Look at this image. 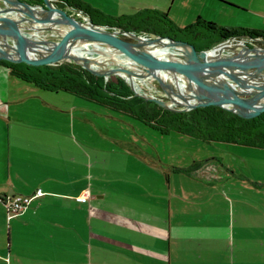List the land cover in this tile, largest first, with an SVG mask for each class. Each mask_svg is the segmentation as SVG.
Segmentation results:
<instances>
[{
	"label": "crops",
	"instance_id": "0c3cea01",
	"mask_svg": "<svg viewBox=\"0 0 264 264\" xmlns=\"http://www.w3.org/2000/svg\"><path fill=\"white\" fill-rule=\"evenodd\" d=\"M83 1L264 31V0ZM195 138L0 62V264H264V147ZM39 187L8 217L5 196Z\"/></svg>",
	"mask_w": 264,
	"mask_h": 264
},
{
	"label": "water",
	"instance_id": "95a60500",
	"mask_svg": "<svg viewBox=\"0 0 264 264\" xmlns=\"http://www.w3.org/2000/svg\"><path fill=\"white\" fill-rule=\"evenodd\" d=\"M77 13L83 12L55 0H0V62L73 59L94 73L127 77L134 95L165 108L216 104L245 117L264 111L263 35L241 32L198 48L185 38L140 33ZM240 47L253 58L234 60Z\"/></svg>",
	"mask_w": 264,
	"mask_h": 264
},
{
	"label": "trees",
	"instance_id": "16d2710c",
	"mask_svg": "<svg viewBox=\"0 0 264 264\" xmlns=\"http://www.w3.org/2000/svg\"><path fill=\"white\" fill-rule=\"evenodd\" d=\"M29 1L36 3L42 0ZM216 1L235 4L228 0ZM55 2L80 8L86 16H91L97 22L120 25L140 33L154 32L185 38L193 41L200 48L210 47L231 34L241 32L264 36L262 30L226 27L200 16L194 22L181 26L169 16L168 11L157 8L146 7L134 13L112 15L83 0H55ZM5 65L17 77L33 82L41 88L70 91L137 116L162 131L176 129L208 141L237 142L264 147V111L255 116L245 117L216 104L198 106L189 110L165 108L154 100L134 95L128 79L124 76L106 77L94 73L73 59L55 64L9 62Z\"/></svg>",
	"mask_w": 264,
	"mask_h": 264
},
{
	"label": "built area",
	"instance_id": "2783aa9c",
	"mask_svg": "<svg viewBox=\"0 0 264 264\" xmlns=\"http://www.w3.org/2000/svg\"><path fill=\"white\" fill-rule=\"evenodd\" d=\"M83 14V13H82ZM43 193L41 187L37 188L36 191L32 194H22V193H15L10 196L4 197V203L6 206V210L8 213V217H11L15 213L22 212L27 209L33 199L34 196L40 195ZM89 197V192L84 191L80 195H78L79 199H87Z\"/></svg>",
	"mask_w": 264,
	"mask_h": 264
},
{
	"label": "bare ground",
	"instance_id": "6f19581e",
	"mask_svg": "<svg viewBox=\"0 0 264 264\" xmlns=\"http://www.w3.org/2000/svg\"><path fill=\"white\" fill-rule=\"evenodd\" d=\"M211 52H215V51H211ZM237 54H238V58L237 59L233 58L236 61H248V60L253 58V54L250 53L249 50H247L246 48H243V47H240Z\"/></svg>",
	"mask_w": 264,
	"mask_h": 264
},
{
	"label": "rangeland",
	"instance_id": "374dc122",
	"mask_svg": "<svg viewBox=\"0 0 264 264\" xmlns=\"http://www.w3.org/2000/svg\"><path fill=\"white\" fill-rule=\"evenodd\" d=\"M179 1V0H178ZM137 11V10H136ZM135 11V12H136ZM133 13V12H132ZM169 16H170V14H169ZM224 16V15H223ZM223 16L222 17H219V18H223ZM224 19H226V17L224 18ZM224 19H219V20H221V21H215L218 25H220V24H223L222 22H224L223 20ZM189 24V23H188ZM229 24H232V23H229ZM185 25H187V24H184V25H181V26H185ZM147 129H153V128H150V127H147ZM174 131H175V129H174ZM196 139V141H199V142H201L203 139H199V138H195ZM180 143V144H179ZM217 144H203V145H205V146H209V147H217V145H219L218 143L219 142H216ZM183 145L184 144H182L181 142H180V140H178V147L180 146V147H183ZM197 146H199V145H194V147H197ZM260 163V162H259Z\"/></svg>",
	"mask_w": 264,
	"mask_h": 264
},
{
	"label": "flooded vegetation",
	"instance_id": "af4514ba",
	"mask_svg": "<svg viewBox=\"0 0 264 264\" xmlns=\"http://www.w3.org/2000/svg\"><path fill=\"white\" fill-rule=\"evenodd\" d=\"M191 41V40H190ZM193 42V41H192ZM196 44V43H195ZM197 46V45H196ZM198 47V46H197ZM198 48H200V47H198Z\"/></svg>",
	"mask_w": 264,
	"mask_h": 264
}]
</instances>
